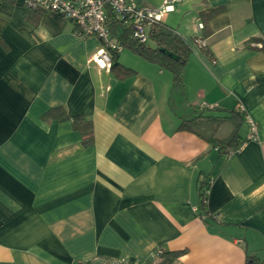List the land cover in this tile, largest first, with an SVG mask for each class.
Returning <instances> with one entry per match:
<instances>
[{
	"label": "crops",
	"instance_id": "crops-1",
	"mask_svg": "<svg viewBox=\"0 0 264 264\" xmlns=\"http://www.w3.org/2000/svg\"><path fill=\"white\" fill-rule=\"evenodd\" d=\"M215 6L223 8L199 29ZM164 22L191 48L184 92L170 69L128 47L116 70L100 67L91 59L97 36L23 0L1 1L0 264L144 260L158 247L185 249L182 264H264V51L245 46L264 38V0H179ZM240 104L258 139L226 155L180 127L196 112ZM57 105L93 120L91 146L70 119H42ZM219 129L226 136L232 124ZM203 177L208 217L198 209Z\"/></svg>",
	"mask_w": 264,
	"mask_h": 264
},
{
	"label": "trees",
	"instance_id": "trees-1",
	"mask_svg": "<svg viewBox=\"0 0 264 264\" xmlns=\"http://www.w3.org/2000/svg\"><path fill=\"white\" fill-rule=\"evenodd\" d=\"M2 0H0L1 3ZM222 6H215L208 10L201 12V20L203 28L206 30L208 22L215 14L222 10ZM37 11V10H35ZM39 12V11H37ZM113 36L124 46L132 49L135 53L155 62H158L165 68L171 70L173 74V88H177L184 92V69L188 61L191 48L185 39L170 25L164 21H154L148 26V40L141 42L138 38L132 35L128 27L123 28L122 23L118 20L112 19L111 23ZM259 42L260 45L251 42ZM0 42L3 38L0 35ZM247 47H255L264 51V38L252 37L245 42ZM162 49H166L173 53L169 55ZM120 52H115L112 55L111 68L116 70L119 66L118 57ZM121 74L129 75L134 72L133 69L123 67ZM220 110V108H213V110ZM211 111V109H209ZM222 110V109H221ZM206 114L204 111L196 112L193 116L181 120L180 127L191 130L198 135L204 137L212 145L216 146L220 155H226L230 151L240 149L246 142V138L241 133V126L243 125V114L237 108H228L227 114H216L210 112ZM42 119L50 121L52 119L66 120L70 119L75 129L79 130L82 136V144L85 147L91 146L95 141L94 123L91 118L83 114L69 115L63 105H57L49 108L42 114ZM225 121H230L232 129L223 137H217V126ZM210 182L208 177H203L200 180L199 186V212L203 217L209 216L207 209L206 198ZM185 252V249L179 250H163L160 260L155 264H182L176 263L177 258ZM149 264H154L153 260H148Z\"/></svg>",
	"mask_w": 264,
	"mask_h": 264
},
{
	"label": "built area",
	"instance_id": "built-area-1",
	"mask_svg": "<svg viewBox=\"0 0 264 264\" xmlns=\"http://www.w3.org/2000/svg\"><path fill=\"white\" fill-rule=\"evenodd\" d=\"M179 0H163L160 6H151L146 2L135 0H23V4L37 11H52L71 20L82 36L95 35L100 39L101 46L91 59L100 67L112 66V55L121 52L124 46L113 36L110 23L118 20L128 27L132 35L139 41L148 40V26L154 21H164L168 12L174 10ZM198 28H203L199 20ZM194 40L201 46H206V38L195 36ZM243 114V120L248 126L247 140L258 139L259 124L244 108L237 107ZM211 182L210 179H208ZM206 200V199H205ZM163 248H156L147 259L130 256H106L95 254L88 258H78L72 264H149L148 260L160 258Z\"/></svg>",
	"mask_w": 264,
	"mask_h": 264
},
{
	"label": "rangeland",
	"instance_id": "rangeland-1",
	"mask_svg": "<svg viewBox=\"0 0 264 264\" xmlns=\"http://www.w3.org/2000/svg\"><path fill=\"white\" fill-rule=\"evenodd\" d=\"M125 51H127V50H124V52H125ZM173 92L175 93V90H174ZM174 95H175V94H174ZM176 105H178V104L176 103ZM205 113L207 114L208 111L205 112ZM228 122L231 123L230 121H225V122L220 123V124L217 126V130H218L219 127H220V129H219V130H220V133L227 132ZM241 131H242V134H244L245 132L248 131V126H247L246 123H245V125H242V126H241Z\"/></svg>",
	"mask_w": 264,
	"mask_h": 264
},
{
	"label": "water",
	"instance_id": "water-1",
	"mask_svg": "<svg viewBox=\"0 0 264 264\" xmlns=\"http://www.w3.org/2000/svg\"><path fill=\"white\" fill-rule=\"evenodd\" d=\"M164 52H166L167 54H169V55H173V53L172 52H170V51H167L166 49H162Z\"/></svg>",
	"mask_w": 264,
	"mask_h": 264
}]
</instances>
